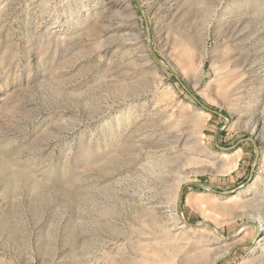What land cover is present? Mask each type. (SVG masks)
Segmentation results:
<instances>
[{
	"label": "rangeland",
	"instance_id": "374dc122",
	"mask_svg": "<svg viewBox=\"0 0 264 264\" xmlns=\"http://www.w3.org/2000/svg\"><path fill=\"white\" fill-rule=\"evenodd\" d=\"M263 155L264 0H0V264H264Z\"/></svg>",
	"mask_w": 264,
	"mask_h": 264
},
{
	"label": "bare ground",
	"instance_id": "6f19581e",
	"mask_svg": "<svg viewBox=\"0 0 264 264\" xmlns=\"http://www.w3.org/2000/svg\"><path fill=\"white\" fill-rule=\"evenodd\" d=\"M234 67H235V61H234V58H231V57L224 58V62H222L221 65L219 66V70L221 71L222 74H224V77H222L220 79L221 80L220 81L221 94H223V95H228L230 90L238 89L237 87L240 84L236 78V75H240V74H238L239 72L236 73V71H235L236 69ZM230 81H232V82L230 83ZM195 130H196V132H199L200 126H198V128H195L194 132L190 135L191 151L192 150H195V151L200 150V151L205 152V146H204L203 138H202V136H197ZM188 156H185L186 162H188V163H195V162L201 161V159L194 156V153H193V156L192 155L189 157ZM223 157H224V155H222V158ZM261 160H262V163L264 165V155H263ZM226 161H222L220 166L218 165L217 171H225V170H228L230 168V166H231L230 163L233 161V159H228ZM180 182L177 181V184L174 187L175 189L173 192V197L175 199L178 196V193L180 192L179 191L180 190V188H179ZM251 188H252V186H248V187L244 188L243 190H239L238 193L249 192V191H251ZM232 199H234V198H232ZM257 215H258L257 217L259 218V220L261 222V227H260L261 232L259 233V235H257V237H259V239L258 238L254 239V241H255L254 247L251 251H254L255 249L259 248L261 250L260 251L261 253L256 256L257 257L256 260L263 261L264 260V245H263V242H261V241L264 240V215H262L261 212H259ZM179 227L183 228L186 226L183 225V223H182V224H180ZM242 229H244V227L240 228L236 232V234L238 232L242 231ZM167 234H170L169 230L167 231ZM181 234L182 233L179 232V233L171 235V239L173 242L177 241V240L183 241V244L181 246L175 247V246H173V244L171 245V247H172V249L170 250L171 255H175V254L180 253L181 255H183L185 260H191V259L197 260L198 258H200L201 256H203L205 254L206 249L205 248L199 249V247H197L198 245L196 246V249H194L195 251H193L192 253L190 252V250L185 251L184 249L188 248L189 245L191 244L190 238L185 237V235L180 236ZM193 243H195V242H193ZM184 244H186V245H184ZM214 260H215V258H214ZM249 264H251V263H249Z\"/></svg>",
	"mask_w": 264,
	"mask_h": 264
},
{
	"label": "water",
	"instance_id": "95a60500",
	"mask_svg": "<svg viewBox=\"0 0 264 264\" xmlns=\"http://www.w3.org/2000/svg\"><path fill=\"white\" fill-rule=\"evenodd\" d=\"M181 197H182V188L178 194V198H177V208L181 209L180 203H181ZM192 226H196V224H191ZM200 225V223L198 224Z\"/></svg>",
	"mask_w": 264,
	"mask_h": 264
}]
</instances>
